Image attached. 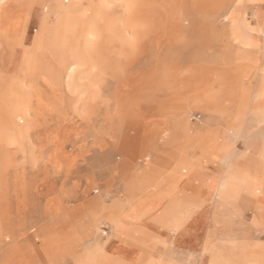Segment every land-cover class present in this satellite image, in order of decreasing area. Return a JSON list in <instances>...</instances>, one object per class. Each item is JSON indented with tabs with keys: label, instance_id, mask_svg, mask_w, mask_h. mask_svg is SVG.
<instances>
[{
	"label": "rangeland",
	"instance_id": "374dc122",
	"mask_svg": "<svg viewBox=\"0 0 264 264\" xmlns=\"http://www.w3.org/2000/svg\"><path fill=\"white\" fill-rule=\"evenodd\" d=\"M214 254L264 264V0H0V264Z\"/></svg>",
	"mask_w": 264,
	"mask_h": 264
},
{
	"label": "crops",
	"instance_id": "0c3cea01",
	"mask_svg": "<svg viewBox=\"0 0 264 264\" xmlns=\"http://www.w3.org/2000/svg\"><path fill=\"white\" fill-rule=\"evenodd\" d=\"M216 257V255L214 254L213 255V257H210L209 258V260L207 261V264H219L220 262L222 263V264H229V262H230V258L229 259H227V258H224L223 257V259L222 260H220L219 258H215ZM151 264H154V263H152V262H150ZM157 264H162V263H157Z\"/></svg>",
	"mask_w": 264,
	"mask_h": 264
},
{
	"label": "bare ground",
	"instance_id": "6f19581e",
	"mask_svg": "<svg viewBox=\"0 0 264 264\" xmlns=\"http://www.w3.org/2000/svg\"><path fill=\"white\" fill-rule=\"evenodd\" d=\"M60 5V4H59ZM263 31V30H262ZM33 66H34V64H33ZM30 67V66H29ZM32 68V67H31ZM4 99V98H3ZM2 103V102H1ZM3 104V103H2ZM5 107V106H4ZM9 109V108H8ZM4 131H5V129H4ZM216 145V144H215Z\"/></svg>",
	"mask_w": 264,
	"mask_h": 264
}]
</instances>
